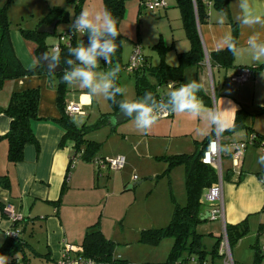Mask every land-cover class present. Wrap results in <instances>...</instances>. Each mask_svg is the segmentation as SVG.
<instances>
[{
    "label": "crops",
    "instance_id": "crops-1",
    "mask_svg": "<svg viewBox=\"0 0 264 264\" xmlns=\"http://www.w3.org/2000/svg\"><path fill=\"white\" fill-rule=\"evenodd\" d=\"M165 2L166 7L159 10V16L166 18L170 27L171 22L176 20L182 25L175 0H165ZM251 3L257 14L264 15V0H251ZM136 4L139 10H144L139 7L138 0H136ZM126 12L127 10H125ZM221 14L222 12L210 8L208 20L197 24L203 59L184 66L181 83L192 80L200 82L203 88L198 96L208 108L215 107L223 112L224 118L229 124L228 128L233 125L237 112L247 113L246 125L252 131L251 129H241L233 133L220 134L214 125L209 124L203 118L188 114H170L168 117L160 118L145 134L137 130L132 121L126 128L129 138H135L131 143H134L133 152L138 150L135 153L137 160H142V158L161 160L158 157L197 152L202 142L215 132L219 133L222 145L245 140L249 133H264V112H260V109L264 108V75H262L264 68H259L260 65H264V62L255 61L246 46L247 37L251 34L252 29L244 28L239 24L237 18L241 15V11L237 0L230 1L229 15H226L223 24L219 22ZM233 22L237 23L239 55L234 57V63L230 67L210 65L209 53L222 50L218 47V43L225 34L232 35ZM180 27L184 37L176 38L173 34L167 39L163 34H160L161 38L159 37L162 45L168 48L164 54V62L170 66L177 65L178 54L186 52L190 47L183 25ZM9 37L13 50L23 67L27 69L35 67L38 63L35 47L30 46L23 39L21 33H10ZM171 53L174 55H170ZM157 56L158 60L155 62L157 64L154 62L152 64L146 58L147 63L151 66L159 65L161 57L159 53ZM239 68H248L251 78L243 83L231 81L230 77ZM151 82L154 83V80L151 79ZM33 88L39 89L37 108L39 120L31 123L36 144H27L24 147L23 160L12 164L7 161V143L0 139V175H5L8 178L9 185L8 188L0 186V202L5 206H10L16 215L25 218L22 221L25 226V234L29 236V242L30 238L36 241V246L31 242L30 245L38 254L37 258L47 261L45 264H55L61 258L63 245L70 244L78 247L88 227L95 223H98L99 229L106 237L107 230L103 217L108 212L107 209L109 212L113 210L114 203H111L109 208V198L116 194L114 192L112 194L109 187L112 185L115 188L123 184H130L138 180L139 176L123 172L127 158H125V164L121 169H102L100 174L94 171L91 162L79 159L81 156L77 158L74 165L71 164V157L82 150H74L73 143L70 141L64 142L63 146L60 145L65 131L53 121L60 118L61 112L57 104L56 78H51L48 74H33L6 80L0 89V107L5 108L8 105L13 92ZM161 88H158V92L161 94L169 93L172 90H167L168 86L163 91ZM67 89L65 103L77 105L83 113L75 114L72 120L78 127L85 125L83 117L86 116L85 110L93 105V96L89 95L87 91L81 94L72 93L75 85L69 89L67 84ZM110 112L111 110L103 114ZM10 120L7 114L0 112V137L8 131ZM106 124L111 125L108 122ZM125 137H127L126 134ZM257 147H264V145L247 147L238 168L232 169L230 160V163L223 169V222L221 219L211 221L205 218L211 221L209 229L212 239L207 240L211 244H214L215 239L222 235L223 223L224 225H235L246 221L247 233L231 248L234 264H252L258 254L261 256L259 264H264V240L255 235L256 233L259 236L260 226L264 224V165L260 163V158L264 157V148ZM118 155L123 154L118 151L110 158ZM136 168L139 169L134 165L133 171ZM174 168V170H179L178 166ZM145 170L148 171V166ZM172 170L168 173L170 181ZM95 173L100 178L105 175L104 177L107 179L100 181L96 178ZM183 173L185 182V169H183ZM149 175L158 174L153 172ZM87 193L89 195L85 197ZM102 197H107L109 200L107 203L105 202L104 206ZM207 205L203 209V217L210 210V205ZM12 222L11 218L7 214L3 215L0 210V246L6 239L7 234L5 233L11 229ZM40 235L43 237L40 238ZM41 241L44 245L43 250L38 248ZM27 254L30 262L33 254L28 251ZM115 257L129 263L127 258L130 259L131 256H115L113 253V258Z\"/></svg>",
    "mask_w": 264,
    "mask_h": 264
},
{
    "label": "trees",
    "instance_id": "trees-1",
    "mask_svg": "<svg viewBox=\"0 0 264 264\" xmlns=\"http://www.w3.org/2000/svg\"><path fill=\"white\" fill-rule=\"evenodd\" d=\"M14 0H6L5 4L0 7V89L4 82L9 79L20 78L23 76L33 74H48L51 78H56L57 90V104L61 112L59 119H54L59 126H61L65 133L60 141L63 146L64 142L70 141L73 143V149L78 151L84 147V159H90L91 154L98 148V144L85 139L87 128L85 125L80 127L76 126L72 120L65 114V94L67 93V84L63 82V70L55 75L49 74L47 70L39 63L33 68L27 69L23 67L20 60L17 58L11 40L9 37V20L7 16V7ZM69 4L73 5L74 16L78 15L82 10V5L85 0H66ZM103 10H109L112 15L117 19V28L124 19L126 2L128 0H102ZM143 0H138L139 7ZM231 0H175V5L179 9L180 17L185 32V36L189 41L190 47L186 52L178 54V63L175 66H170L164 62V54L167 49L158 42L154 48L158 50L161 57V62L157 66H151L147 63L146 57L141 67L133 73L136 98L139 99L145 92L151 91L156 95L157 99L166 98L168 93L161 94L158 88L173 83L172 88L179 87L181 84L183 68L186 65L197 63L203 59V49L201 39L197 30V24L206 22L209 17V9L213 8L222 13L229 15V4ZM142 9V8H141ZM68 11L62 6H53L49 9L48 13L37 24L36 28L32 30H21L24 38L33 39L36 42V56L38 60V52L43 49L45 53L50 56L57 53L50 52L51 46L45 44L46 34L37 33L36 29L39 25L45 23L50 24L52 21L57 20L58 23L68 21ZM232 36L237 40V23H232ZM69 32V30L67 31ZM120 32V31H119ZM84 42H88V36L83 38ZM119 48L116 54L112 57V64L119 62L121 56V34L117 39ZM77 41L74 34L70 45H60L59 62L63 67H67L64 61L68 58V49L75 47ZM234 55L226 48L209 53L210 65L216 64L220 67H230L234 63ZM103 66L107 64L102 60ZM111 64V65H112ZM259 68H264L260 65ZM242 69V68H239ZM154 80V83L151 82ZM119 86L118 79L116 80ZM122 96H117V101L122 100ZM111 107V112L101 115V123L106 124L108 120L119 109L118 103H113L108 100ZM39 102V89H27L23 91L13 92L10 95L8 105L5 108L0 107V112L7 114L10 117V125L8 131L0 137L7 143V161L15 164L23 160L24 147L27 144H36V139L33 134L31 123L39 120L37 115V108ZM264 112V108L260 109ZM171 114V113H170ZM248 114L242 111L237 112L233 125L220 134L233 133L235 131L244 129L250 130L246 125V118ZM252 131V129H251ZM251 134V133H249ZM248 134V135H249ZM254 142L252 145H264V133L254 132ZM214 135V134H213ZM212 136L207 137L197 152L191 154H176L169 156L158 157L166 162L167 167L165 174L169 173L174 167L183 166L185 169V194L186 203L184 206L176 205L172 214L170 222L162 228L144 230L140 233L139 241L149 245H156L162 238L171 237L173 243L168 254L167 262H176L177 264H191L190 258L196 257L199 262L206 261L210 264H219L221 255L218 253V245L221 239L217 237L213 244L212 250L209 253L210 258H207L208 253L204 249L202 243V234L197 232V227L200 223L205 221L203 219V209L206 202L203 195L208 187L218 181L216 170L201 161V156ZM247 135V136H248ZM227 145H222L224 149ZM224 179V174L222 175ZM0 186L8 188V178L5 175H0ZM58 203V202H57ZM4 206L0 202V210L3 215ZM24 217L19 220H13L11 229L16 233L15 236H7L3 244L0 246V255L8 257V264H30L27 251L32 253L33 256L38 255L31 247L28 237L25 234V226L22 224ZM248 230L246 221H242L235 225H225L226 236L230 249L236 242L242 238ZM260 232H264V224L260 226ZM74 251L78 255L85 258L93 259L97 262H104L108 264H126L125 260L115 257L113 258V242L108 240L98 227V223L88 227L80 245L74 246ZM186 255V257L182 255ZM261 256L258 254L255 257V262L260 260Z\"/></svg>",
    "mask_w": 264,
    "mask_h": 264
},
{
    "label": "rangeland",
    "instance_id": "rangeland-1",
    "mask_svg": "<svg viewBox=\"0 0 264 264\" xmlns=\"http://www.w3.org/2000/svg\"><path fill=\"white\" fill-rule=\"evenodd\" d=\"M5 2L6 0H0V7L3 6ZM135 2L136 0H128L126 3L127 12L119 25L121 40L123 41V43H121V56L119 62H115L119 63L121 66L118 82L119 86L126 89L125 93L122 95V98L126 100H133L136 97L134 75L132 72H128L125 69L132 53V46L135 43H139L144 56L149 59L152 64L153 62L157 64L155 62L158 60V50L154 48V45L160 42V34H163L166 39L170 38L172 34L176 38L184 37L182 28H179V26H182L181 22H177V20L172 21L170 27L168 20L159 16V11L139 10ZM54 5L64 7L69 13L68 21L58 23L55 28V34L47 35L45 38V44L47 46L57 43L59 41V35L64 34V32L68 30L72 31L69 25L74 19V9L73 5L69 4L66 0L12 1L7 7L10 33H21V30H32L36 28L39 21L45 17L49 9ZM82 9H88L92 12L103 11V1L85 0ZM85 36L86 35L80 37L79 34L74 35L77 43L80 40L83 41ZM23 39L30 46L35 47L34 50H36V42L33 39L24 37ZM84 43L87 44L88 42ZM170 55L173 56L174 54L171 53ZM112 66L113 64L103 66L101 60L98 71H107ZM68 88L71 89V86L68 85ZM163 90H166V86L161 88V91ZM84 91L87 90L75 86L72 93L81 94L84 93ZM69 92L71 93V91ZM67 93L65 94L66 97ZM109 110H111V107L106 98L103 96H93V105L85 110L86 116L83 117V121L86 123L85 126L88 127L85 139L97 143L98 148L94 150L89 160L83 158L84 153L81 154V158L79 159L91 162L94 171H96L94 166V161L96 159L110 158L116 152L121 151L125 158H127V164L123 172L126 174H137L139 179L119 187L113 188L112 185L109 187L112 194L113 192L116 194L109 198V208L111 207V203H114L113 210L109 212L107 209L108 212L103 217L107 230L106 238L113 242V253L115 256H131L130 259L127 258L129 261L128 264H143L144 262H149L151 264H176V262H167L168 254L173 243L171 237L162 238L156 245L142 243L139 241V237L140 233L144 230L165 227L172 218L174 207L176 205H185L184 168L183 166H178L179 170H174L177 169L174 168L172 170L173 172H171L170 181L168 173H164L167 167L166 162L154 158H142V160H137L135 153H137L138 150L137 152H133L132 146L134 143H131L135 138H129L128 129L126 128L129 123H132V120L114 126L108 124L100 125L101 114ZM257 124H260V122H257ZM125 134L127 137H125ZM257 148L262 149L264 147ZM81 150L84 152V147H81ZM229 163L230 157L228 155L224 156L222 158V169ZM134 165L139 169L136 168V170L133 171ZM147 166L148 171L145 170ZM153 172H156L158 175H149L153 174ZM104 176L100 178L96 174V178L100 181L107 179ZM137 182L140 183L134 184ZM130 186L132 187L129 188ZM88 195V193L85 194V197ZM102 199L103 202H101L104 206L105 202L107 203L109 200L107 197H102ZM206 206L208 205L206 204ZM210 223L211 221L205 220L197 227V232L202 234V243L204 249L208 253V259L210 258L209 253L213 247V243L211 244V242L207 241L212 239L209 229ZM255 235L256 237H260L261 240H264V232H260L259 236L256 233ZM41 237L43 236L40 235V238ZM30 242L35 246L37 245L36 241L32 238H30ZM38 248L41 250L44 249L42 241L38 245ZM182 256L186 257L185 254ZM260 260L252 264H259ZM30 262L31 264H45L47 261L33 256Z\"/></svg>",
    "mask_w": 264,
    "mask_h": 264
},
{
    "label": "clouds",
    "instance_id": "clouds-1",
    "mask_svg": "<svg viewBox=\"0 0 264 264\" xmlns=\"http://www.w3.org/2000/svg\"><path fill=\"white\" fill-rule=\"evenodd\" d=\"M237 2L241 11V15L237 18L239 24L244 28L252 29L247 37L246 46L255 61L264 62V15L255 12L251 0H237ZM225 19L226 13H222L219 22L223 24ZM117 23V19L107 9L97 12L82 9L74 16L69 25L72 33L79 34L80 37L87 35L88 43L85 44L80 40L75 47L68 49V56L71 58L64 61L67 67H63V82L86 89L91 96H103L113 103H118L120 112L134 122L137 130L145 134L164 113L188 114L203 118L214 125L220 133L229 127L223 112L215 107L208 108L198 96L203 85L196 80L181 83L179 87L171 90L166 98L157 99L156 95L147 91L137 100L117 101V96H122L126 91L116 83L121 71L120 64L116 63L104 72L98 71L101 60L107 65L112 64V57L119 48L117 39L120 37V32ZM218 47L226 48L234 56L239 55L238 42L231 34H225L219 41ZM49 61L56 68L61 65L59 53L49 57ZM260 163L264 165V157L260 158ZM0 264H8V257L0 255Z\"/></svg>",
    "mask_w": 264,
    "mask_h": 264
},
{
    "label": "built area",
    "instance_id": "built-area-1",
    "mask_svg": "<svg viewBox=\"0 0 264 264\" xmlns=\"http://www.w3.org/2000/svg\"><path fill=\"white\" fill-rule=\"evenodd\" d=\"M141 8L144 10H149L153 12H157L166 7L165 0H143L141 3ZM73 37L72 31L64 32V34L59 35V41L53 45H51V52L57 53L60 49V45L68 46L71 43ZM144 61V54L139 43H135L132 48V53L128 63L125 66V69L128 72H136ZM251 78V73L248 68L239 69L235 74L230 77V80L237 83H243ZM168 88H172L173 83H169ZM65 114L69 117H73L75 114H83L80 108L73 104L67 103L65 105ZM170 113H164L160 118L168 117ZM254 134H249L245 140L232 142L228 144L224 149L221 147L219 133L215 132L212 139L209 140L206 148L203 151L201 156V161L205 164L212 166L217 173L218 181L208 187L204 193L203 199L204 201L210 205V210L208 211V215L206 219L211 221L221 219L223 222V193H222V158L224 156H229L231 160L232 169H236L239 167L240 159L243 156L245 150L248 146L252 145L254 142ZM82 152H77L70 159L71 164L74 165L77 158L80 157ZM96 171L98 174L101 173L102 169L106 170H119L125 164V157L123 155H118L113 158H104V159H96L94 161ZM5 213L8 215L11 220H19L21 219L20 215H16L11 210L10 206H5ZM13 234L7 236H15L16 233L12 230H9ZM76 248L70 244H64L61 258L58 259L55 264H108L104 262H97L93 259L85 258L82 255H78L74 251ZM218 253L221 255V260L219 264H234L233 259L231 257V249L228 243V239L226 236L225 225L223 223V232L221 235V239L218 245ZM117 260L120 259L116 257ZM191 264H210L206 261L199 262L196 257H191ZM121 264V263H120ZM128 264V263H126ZM149 264V263H143Z\"/></svg>",
    "mask_w": 264,
    "mask_h": 264
},
{
    "label": "water",
    "instance_id": "water-1",
    "mask_svg": "<svg viewBox=\"0 0 264 264\" xmlns=\"http://www.w3.org/2000/svg\"><path fill=\"white\" fill-rule=\"evenodd\" d=\"M58 24L57 20L52 21L50 24H41L39 25V27L36 29L37 33L39 34H46V35H54L55 34V28L56 25ZM43 49H40L38 52V61L39 63L47 70V72L49 74H56L59 73L63 70V66L59 65L57 68L55 67L54 64L50 63L49 61V57H51L50 55H48ZM129 118L125 117L121 112L120 109H118L115 114L108 120V123L111 125H117V124H121L125 121H128ZM208 212L205 213L204 215V219L207 217Z\"/></svg>",
    "mask_w": 264,
    "mask_h": 264
}]
</instances>
